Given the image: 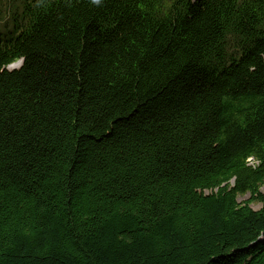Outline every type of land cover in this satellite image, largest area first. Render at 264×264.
<instances>
[{"label":"trees","instance_id":"1","mask_svg":"<svg viewBox=\"0 0 264 264\" xmlns=\"http://www.w3.org/2000/svg\"><path fill=\"white\" fill-rule=\"evenodd\" d=\"M6 14L0 264H264V0Z\"/></svg>","mask_w":264,"mask_h":264},{"label":"rangeland","instance_id":"2","mask_svg":"<svg viewBox=\"0 0 264 264\" xmlns=\"http://www.w3.org/2000/svg\"><path fill=\"white\" fill-rule=\"evenodd\" d=\"M11 25H12L11 24V20L8 17V14H6L5 18L0 20V30H4L6 27H11ZM260 191L264 194V185H262L260 187ZM249 198H250L249 193H246L244 195L238 196L237 201L242 203L244 201H247ZM249 206H251V208H253L255 210L260 208V204L259 203L251 202V201H249Z\"/></svg>","mask_w":264,"mask_h":264},{"label":"bare ground","instance_id":"3","mask_svg":"<svg viewBox=\"0 0 264 264\" xmlns=\"http://www.w3.org/2000/svg\"><path fill=\"white\" fill-rule=\"evenodd\" d=\"M17 65H18V64H17ZM12 66H14V67H15V66H16V64H14V65H11V67H12Z\"/></svg>","mask_w":264,"mask_h":264}]
</instances>
